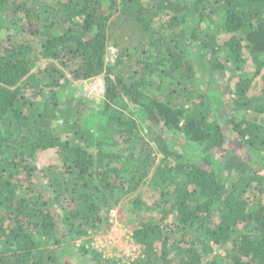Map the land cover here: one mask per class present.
Wrapping results in <instances>:
<instances>
[{
  "label": "trees",
  "instance_id": "1",
  "mask_svg": "<svg viewBox=\"0 0 264 264\" xmlns=\"http://www.w3.org/2000/svg\"><path fill=\"white\" fill-rule=\"evenodd\" d=\"M163 14L166 29L153 31L150 22ZM111 26L123 35L110 37ZM127 31H135V53L123 46L105 63L108 42ZM146 44L151 51L139 61ZM244 48L255 73L219 89L211 76L229 63L241 67ZM194 65L203 79L195 84ZM263 67L264 0H0V264H70L63 253L121 264L86 245L121 204L143 245L130 264H264V79L251 92ZM161 74L174 81L165 93ZM97 76L99 133L79 98L58 99L69 83ZM50 149L58 161L37 169L36 153ZM222 172L236 179L227 183ZM142 185L156 195L147 206L156 216L139 214ZM213 245L224 255L210 256Z\"/></svg>",
  "mask_w": 264,
  "mask_h": 264
},
{
  "label": "rangeland",
  "instance_id": "2",
  "mask_svg": "<svg viewBox=\"0 0 264 264\" xmlns=\"http://www.w3.org/2000/svg\"><path fill=\"white\" fill-rule=\"evenodd\" d=\"M41 2L47 3V4H54V2L56 0H39ZM169 18L168 14H163L160 15L156 18H154L151 22H150V26L151 29L153 31H157V32H164V29H166L165 27H167L166 22L167 19ZM214 21L215 24H217V26L222 22V15H221V11H219L218 15L214 17ZM207 26L204 27L205 29H212V25L211 24H207V22H204ZM204 26V24L202 25ZM112 27V28H111ZM109 29V36H120L123 35V33H117L115 32V30L113 29V26H111ZM135 31L137 32V30L135 29ZM134 31V32H135ZM134 32H124V37L123 39L120 37V41L117 44H113L112 42H108V46L111 45L114 47L115 49V57H105V63L111 64L115 62V59L117 57V55L119 54V51L122 49L123 46H127L128 48V53H133L134 52V48L133 45L137 42H135L134 39H136ZM133 40L130 41V43H128V39L131 38ZM226 39V34L222 31H219V33H217L216 36V41L221 44L223 43V41ZM135 42V43H134ZM147 43V42H146ZM148 44H146L144 46V50L140 49V51L138 50V54L135 55L137 56V60L140 61L141 57L145 56L146 54H148V50L151 51L150 47L147 46ZM194 46L190 45L187 48V58L190 61H194ZM147 51H146V50ZM135 53V52H134ZM133 53V54H134ZM126 52L122 51L121 56L122 59H125L126 61ZM243 57L245 58V62H243L241 64V67L237 68L234 64H230L228 65V68L225 69V71L223 73L216 71L213 73V75L211 76L213 78V80L216 83V87L219 86V89H224L227 86H230V88L232 89L234 87V83L238 80L239 75H245V77H252L253 74L255 73V64L253 63V59L251 57V54L249 53V51H247V49H243ZM135 59L132 58V62L131 64H134ZM150 61H152V58H150ZM45 64V61H41L39 64V67H42ZM163 65V64H162ZM165 66V63H164ZM197 65L193 66L194 69V81H192L194 84L199 82L200 80L202 81V77H201V72L196 68ZM264 79V67L259 71V73H257V76L255 78H253L252 81V94H259V89L260 86L263 82ZM156 81H159L158 83L160 84V87L164 90V93L168 92V90L172 87V85L174 84L173 80L171 77H168L165 74H161L159 78H156ZM104 79L103 76H97L94 77L92 79H88V80H84V81H73V83H69L67 87H65L59 94H58V99L62 104H66V102L69 100V98L71 96H73L74 98H79L81 101V103L84 105L85 109L90 111V109H92L93 112H95L92 115V118L90 120V122L92 124L97 123L98 122V114L97 111L101 110V104H102V100H103V95H104ZM206 83V82H205ZM204 82H200L199 85L201 87H203L205 85ZM101 87H99V85ZM149 94H153V95H157V99L158 100H162L163 95L158 94V92L156 90H150L148 92ZM226 99H230V96H225ZM232 99V98H231ZM222 102V101H221ZM231 102V100L229 101ZM224 102H222L223 104ZM230 106V104H228V107ZM231 107V106H230ZM129 110L134 111L135 112V116L137 117V121L140 124L139 128L142 131L143 134H147V136L150 135L151 130H149V124L148 122H143L140 121V119H143L142 116L136 111L135 107H133L132 105H130ZM88 111V112H89ZM239 113V117L242 115H252L253 114L246 110L245 113L244 111L240 110L238 111ZM61 121L62 120H58L56 121L54 124H56V127H60L61 126ZM81 121H85V119L83 118ZM86 123H82V125H85ZM93 129L96 131V133H99L98 130H96V124H94ZM107 130V129H106ZM165 132V131H164ZM163 132V133H164ZM71 136V133H68V135H64V139L67 138L68 136ZM166 135V134H165ZM169 136H167L166 138H168ZM180 138H183L182 134H179L178 137L176 138V142L180 143ZM232 146V141L231 139L228 140V142L224 145V147H230ZM176 149L180 150V146H176ZM56 161H58V154L56 152L55 149H50L47 151H43L40 153H36L35 157H34V163L37 167V169H42L43 167H45L46 165H49L51 163H56ZM216 162H220V159L218 157V159H216ZM223 177L225 178L226 182H231L234 181L236 179L235 174L232 173H227V172H222ZM39 178L41 177L40 174L38 176ZM138 193L140 194L142 201L145 203L144 208L141 210V212L139 214H141L142 216H144L145 218L149 217V216H156L157 213L153 210H151L150 207L153 203L154 200L156 199V195L153 191H150L148 185H142L141 188L138 190ZM246 194V193H245ZM248 194V193H247ZM257 194V191L254 192V195ZM264 197V196H263ZM263 203H264V198H263ZM118 210V217L120 215L121 220L117 221L116 223H112V225L110 224L107 230H111V228H113V232L112 234H114L117 237V240L119 241V243L121 244L122 247L126 246L125 243V238L127 239V235H133V232L131 231V227L133 226V223L128 215V211L126 210L125 207L122 206V204L120 206L115 207ZM153 211V212H151ZM158 217H160V215H158ZM171 216H168L167 220H170ZM105 230V229H104ZM106 230V231H107ZM102 231V230H100ZM105 231V232H106ZM90 233V232H89ZM103 233V232H102ZM94 234V233H93ZM92 234V236H93ZM96 234H100L97 233ZM94 234V235H96ZM131 235V236H132ZM134 239V238H133ZM137 242V241H136ZM139 243V242H137ZM141 244V243H139ZM213 247V251L210 254V256L214 255H220L223 256L224 255V248L223 247H217L215 245L212 246ZM92 250V249H91ZM136 254V253H134ZM102 257V256H101ZM103 258V257H102ZM61 259L66 262L68 261L70 264H87L84 263L83 260H79L78 256H73L72 258H69V256L67 255V253H63L61 256ZM218 261L220 262V258H218ZM86 260V259H84ZM88 262V261H87ZM227 263V262H226ZM225 262H223V264H226Z\"/></svg>",
  "mask_w": 264,
  "mask_h": 264
},
{
  "label": "built area",
  "instance_id": "3",
  "mask_svg": "<svg viewBox=\"0 0 264 264\" xmlns=\"http://www.w3.org/2000/svg\"><path fill=\"white\" fill-rule=\"evenodd\" d=\"M115 52L114 47L109 45L107 46L105 57L114 58ZM99 87L101 86L99 85ZM117 213L118 210L116 208H110L108 210V222L111 225L112 223H116L118 221ZM112 229L113 228H111V230H107L106 232L91 236L90 241L87 242L86 245L92 250L101 253L102 257H112L121 264H130L142 255L143 245L137 243L131 236L132 234L129 236L127 235V239L125 238L126 246L122 247L117 240V237L112 234ZM79 242L80 240H77V243Z\"/></svg>",
  "mask_w": 264,
  "mask_h": 264
}]
</instances>
